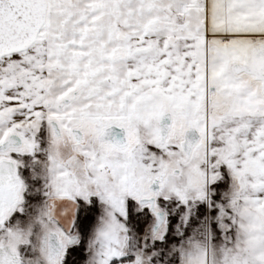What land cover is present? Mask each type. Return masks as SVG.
<instances>
[{
    "label": "snow or ice",
    "instance_id": "1",
    "mask_svg": "<svg viewBox=\"0 0 264 264\" xmlns=\"http://www.w3.org/2000/svg\"><path fill=\"white\" fill-rule=\"evenodd\" d=\"M0 264H264V0H0Z\"/></svg>",
    "mask_w": 264,
    "mask_h": 264
}]
</instances>
